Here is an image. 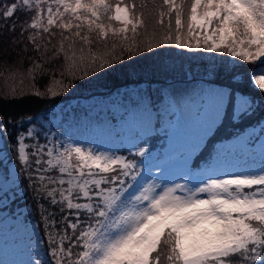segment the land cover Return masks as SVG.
I'll use <instances>...</instances> for the list:
<instances>
[{"label": "snow or ice", "instance_id": "snow-or-ice-1", "mask_svg": "<svg viewBox=\"0 0 264 264\" xmlns=\"http://www.w3.org/2000/svg\"><path fill=\"white\" fill-rule=\"evenodd\" d=\"M163 4L169 15L175 10L176 30L172 35L168 26L164 44L172 41L176 47L189 50L204 47L241 61L259 59L247 75L254 87L264 89V0H193L188 41L180 34V7L175 0H163ZM137 7L125 0L123 6L116 4L111 16L113 7L106 0L0 3V18L5 22L0 29V61L7 57L9 67L14 65L13 71H22L33 88L31 81L37 75L52 76L59 84L53 66L61 65V78L72 75L79 41L81 54L83 46H89L90 63L103 69L114 58L97 56L92 47L101 41L107 46L110 28L104 20L122 22L123 27L112 30L113 35L126 34L129 25L135 35L137 23H141L136 18ZM21 10L32 15L30 22L17 29L15 22L7 21ZM129 13L137 23L129 19ZM13 53L15 61L11 59ZM22 55L30 67L21 69ZM84 75H88L87 70ZM49 93L58 94L50 87L44 93L36 89L37 95ZM252 102L240 98L244 114ZM204 113L210 118L201 121L194 132L190 143L193 152L219 118V106L213 105L211 95ZM6 131V126L0 127V135ZM27 135L35 142L26 145L24 135L17 134L14 151L33 191L44 201L39 207L47 236V259L37 257L31 264H264V168L208 178L195 189L177 183L156 192V186L140 184L142 173L135 157L145 156L147 149L137 148L129 159L47 137L41 142L31 129ZM26 147L31 148V159ZM246 188L251 191L245 192Z\"/></svg>", "mask_w": 264, "mask_h": 264}, {"label": "trees", "instance_id": "trees-1", "mask_svg": "<svg viewBox=\"0 0 264 264\" xmlns=\"http://www.w3.org/2000/svg\"><path fill=\"white\" fill-rule=\"evenodd\" d=\"M107 1L113 7V12L109 14L111 16L115 15L116 4L120 3L123 6L125 2V0ZM7 2L9 0H0V3ZM127 2H134L138 6L136 18L141 23H137V19H133L132 13H129V19L137 23L136 34L132 33L130 30L132 26L129 25L126 34L113 35L112 30L123 27L122 22L114 19L104 20L110 28L107 46L105 47L104 42L101 41L92 47L95 55L105 59L114 58L110 59L108 66L103 69L90 63L89 46L84 45V53L81 54L79 41L75 45L76 58L72 61V75L66 74L61 78V65L53 66L56 69L55 79L60 81L59 84L53 81L52 76L37 75L35 80L31 81V84H35L33 88L29 82L30 78H24L22 71H13L14 65L9 67L7 57L4 61H0V121L3 122L0 123V127H7L6 133L1 135L3 143L0 149H5L6 154L4 159L0 157V166L9 171L11 164H15L18 176L11 186L0 192V230L4 227L6 217H22L26 221H33L37 225L45 251L47 236L44 233V222L39 207L44 201L33 191L18 163L14 151L16 146L13 143L17 134L24 135L26 145L35 142L27 135L29 129L39 134L38 139L41 142L45 141V137L56 141L55 120L64 124L72 114L84 113L90 116L94 111L100 114L104 107L111 116L118 137L121 133L118 128V106L138 102L141 99L140 92L145 91L144 97L149 101L150 108L154 110L155 117L152 122L155 129L151 130L140 144L149 152L161 143L162 130L167 127L164 115L167 108L162 104L165 88L178 81L187 85H192L191 83L194 82L198 86H217L228 91L225 107L215 128L192 158L190 173L201 165L210 163L222 144L253 129H258L260 134H264V95L261 94L264 89H259V86L254 87L247 75L254 70L259 59L251 62L241 61L239 57L234 58L224 52H208L204 47L189 50L186 47H176L172 41L164 44L163 38L169 25L173 29L171 34H176L175 10L169 15L168 7L163 4V0H127ZM175 2L181 9L180 34L183 41H188L187 25L191 22L189 17L193 0H175ZM161 12L165 13L163 17L160 16ZM198 14H202L199 8ZM31 15L32 13L21 10L7 23L15 22L19 29L21 24L30 22ZM161 19L164 21L163 24L160 23ZM4 23L0 18V29L4 28ZM195 32H200V29H195ZM123 35L127 36L126 40L122 39ZM16 36H19V31ZM59 41L60 37L57 36L55 42ZM200 42L203 44L202 37ZM67 43L65 41L66 45ZM114 43L116 47L113 49ZM191 43L195 44L196 40L192 39ZM122 48L125 50L122 51ZM11 59L12 61L17 59L15 53ZM20 59L21 69L30 67L23 55ZM85 70L88 75H84ZM49 87L53 93L58 94H36V89L44 93ZM241 97L253 101L246 114L241 107H238ZM169 115L173 116L172 111ZM258 136L255 134L253 138L256 139ZM118 143V151L126 158L132 159L136 151L131 150L123 139ZM26 151L31 159V148L26 147ZM135 159L139 164L141 157L137 156ZM45 207L47 208L48 205L45 204Z\"/></svg>", "mask_w": 264, "mask_h": 264}, {"label": "rangeland", "instance_id": "rangeland-1", "mask_svg": "<svg viewBox=\"0 0 264 264\" xmlns=\"http://www.w3.org/2000/svg\"><path fill=\"white\" fill-rule=\"evenodd\" d=\"M191 84L178 81L167 85L162 103L167 108L164 112L167 127L162 130V144L150 149L139 161V166L143 162L140 168V184L147 182L145 186L154 185L156 192H162L165 186L174 187L177 183L195 189L203 186V182L208 178H227L228 174L264 168V134H260L258 129H253L222 144L210 163L196 170L194 176L188 175L192 158L213 131L218 120L212 124L211 131L204 137L200 147L193 152L190 147L191 138L199 123L210 118V114L204 113V107L210 102V95L213 105L219 106V117L228 97V91L221 87L198 86L194 82ZM140 93L141 99L138 102L118 106V128L121 131L118 137L111 116L102 107L100 114L95 111L90 116L84 113L72 114L64 124L55 120L56 141L72 143L85 149H96L98 152L115 153L122 157L125 155L118 151V141L122 139L133 151L137 148L146 149L140 143L151 130L154 131L152 120L155 116L149 101L144 97L146 92ZM238 107H241L239 102ZM171 110L176 112L174 117L169 115ZM255 134L259 135L256 139L253 138ZM2 143L0 135V146ZM5 154L6 150L0 149V157L4 159ZM17 177L15 164H11L9 171L1 165L0 192L11 186ZM197 195L206 196L200 193ZM42 244L35 222L26 221L22 217H6L4 227L0 230V264H31L37 257L47 259Z\"/></svg>", "mask_w": 264, "mask_h": 264}]
</instances>
